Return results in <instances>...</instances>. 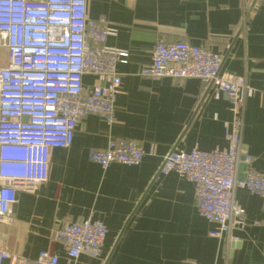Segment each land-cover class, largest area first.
Segmentation results:
<instances>
[{
	"label": "crops",
	"instance_id": "1",
	"mask_svg": "<svg viewBox=\"0 0 264 264\" xmlns=\"http://www.w3.org/2000/svg\"><path fill=\"white\" fill-rule=\"evenodd\" d=\"M93 19L118 29L108 45L130 54L118 64L122 84L111 126L99 116L78 122L68 149L52 150L48 180L35 193L18 192L0 241L13 255L35 260L49 251L67 261L52 234L61 223L98 220L108 228L103 256L83 255L78 264H264V201L238 189L246 213L237 241L210 236L215 228L198 211L195 186L175 172L164 174L174 150L229 149L230 104L212 85L140 76L159 41L187 42L222 56L221 73L247 80L243 144L250 168L264 173V0H88ZM97 84L84 76V87ZM110 139L136 142L145 152L138 166L108 170L88 158ZM247 165L241 164L243 179Z\"/></svg>",
	"mask_w": 264,
	"mask_h": 264
},
{
	"label": "built area",
	"instance_id": "2",
	"mask_svg": "<svg viewBox=\"0 0 264 264\" xmlns=\"http://www.w3.org/2000/svg\"><path fill=\"white\" fill-rule=\"evenodd\" d=\"M117 35L105 17L89 15L88 0H0V50L8 52L7 66H0V224L19 191L35 193L48 180L51 151L72 146L81 119L95 115L108 126L114 123L122 84L117 65L130 57L107 44ZM221 66L222 56L203 46L159 41L140 76L178 83L197 79L229 102V149L174 150L162 171L195 186L199 214L215 226L210 236L237 241L234 232L247 221L235 192L244 189L264 201V173L250 168L253 159L243 144L245 109L254 90L247 80L222 74ZM86 75L97 79L90 89L84 87ZM145 155L136 142L110 139L106 149L93 150L88 158L108 170L114 164L138 166ZM242 163L248 168L240 179ZM107 236L98 220L61 223L52 239L65 246L66 262L49 251L35 260L13 255L0 241V264H78L83 255L100 259Z\"/></svg>",
	"mask_w": 264,
	"mask_h": 264
},
{
	"label": "rangeland",
	"instance_id": "3",
	"mask_svg": "<svg viewBox=\"0 0 264 264\" xmlns=\"http://www.w3.org/2000/svg\"><path fill=\"white\" fill-rule=\"evenodd\" d=\"M7 60H8V52L6 49L0 50V66L5 67L7 66Z\"/></svg>",
	"mask_w": 264,
	"mask_h": 264
}]
</instances>
